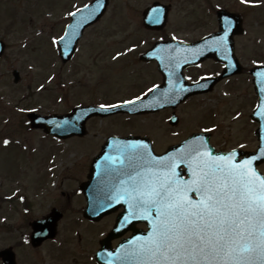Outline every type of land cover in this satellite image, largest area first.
I'll use <instances>...</instances> for the list:
<instances>
[{
	"label": "rangeland",
	"instance_id": "374dc122",
	"mask_svg": "<svg viewBox=\"0 0 264 264\" xmlns=\"http://www.w3.org/2000/svg\"><path fill=\"white\" fill-rule=\"evenodd\" d=\"M88 1L5 0L4 5L0 4L5 10L0 20V38L7 44L0 59V196L14 194L11 200L0 201V218L7 217L5 224L0 222V248L21 242L29 229L26 222L41 218L51 206L60 209L66 204L68 212L59 224L61 236L58 235L59 239L68 238L63 243L65 257H53L54 264H89L86 256L94 248L96 233L100 231L104 236L113 218L100 220L98 226L83 222L82 202L71 192L85 176L84 164L93 150L94 137L57 143L46 135L42 137L40 130L28 131L26 113L30 110L43 114L62 113L74 104L96 101V97H101L99 101L119 99L134 94V88L146 82V71L139 68L138 63L129 58L114 61L110 57L112 52L131 42L130 30L135 19L131 0H111L103 19L84 34L75 61L61 64L54 47L59 26L63 25L59 20L64 10L73 4L77 7ZM8 10L15 14L13 27H10ZM247 19L249 28L261 33L264 49V2ZM38 28L43 31L37 32ZM13 69L20 72L18 83L12 81ZM155 124L149 123L147 127L150 129ZM95 125L102 132L116 129L102 120H97ZM45 169H49L48 173ZM21 194L27 198L28 214L23 213L24 202L18 201ZM48 250V246L39 248L37 256H27L23 264L35 260L40 264L43 252L48 253ZM25 253L30 251L19 248L21 260ZM42 264H46L44 260Z\"/></svg>",
	"mask_w": 264,
	"mask_h": 264
},
{
	"label": "snow or ice",
	"instance_id": "6c2138e0",
	"mask_svg": "<svg viewBox=\"0 0 264 264\" xmlns=\"http://www.w3.org/2000/svg\"><path fill=\"white\" fill-rule=\"evenodd\" d=\"M101 6L97 0V8ZM80 11L70 15L75 17ZM152 13L151 22L158 23L161 10L154 8ZM95 14L93 8L81 21L69 25L71 32L66 31L60 41L75 36L76 29ZM231 27L225 17L224 35L213 40V45L225 49ZM161 98L165 102L175 99L169 98L168 92L161 93ZM141 99L137 96L119 104H102L100 109L134 105ZM117 150L120 157H105L106 162L119 163V168L109 164L105 171L115 178V194L100 208L123 201L128 214L120 221L121 228L137 219L150 223L146 236L121 246L116 257L120 264H264V175L255 167L256 161L264 158V147L259 156L249 159H238L235 149L213 155L203 138L162 157L153 156L147 145L140 143L124 144ZM181 166L187 169L188 179L178 170Z\"/></svg>",
	"mask_w": 264,
	"mask_h": 264
},
{
	"label": "flooded vegetation",
	"instance_id": "af4514ba",
	"mask_svg": "<svg viewBox=\"0 0 264 264\" xmlns=\"http://www.w3.org/2000/svg\"><path fill=\"white\" fill-rule=\"evenodd\" d=\"M131 2L135 10L134 24L130 30L131 42L117 51L124 53L118 57L132 59L141 64L142 69L146 71L144 76L146 82H143L145 84L134 88L132 98L147 93L148 89L156 85H160V89L165 91L166 84L170 86V94L178 95L182 83L177 76L178 71L183 72L188 83H199L200 86L197 87L198 91L180 103L157 112L123 115L120 119L109 120L107 123L116 129L110 132L100 131L94 135L95 141L91 143L95 154H100L109 136L128 135L148 136L152 139L153 146L158 147L161 153L190 135H195V139L203 138L213 155L218 156L226 155L235 149L238 159H244L249 152L262 146L264 103L261 100L264 98V76L258 74L264 72L260 69L257 73L256 87L250 75L254 67L264 64L261 33L249 27L244 30L231 29L225 49L217 48L212 43L224 35L223 28H219L217 10L221 8L234 13L233 15L239 14L244 20L251 6L242 5L240 0H131ZM154 8L161 10L158 23H152L150 20ZM254 34L258 36H253ZM203 38H207L206 50L213 55L204 59L201 57L199 61L191 63L184 69L180 64H173L171 68L159 72L155 62L139 60L140 54L156 43H165L163 48L169 49L174 41L196 44ZM135 53L138 55L135 56ZM170 58L171 56L167 61ZM253 111L256 116L254 121L250 119ZM92 121L90 119L88 122ZM152 122L156 124L149 129L147 126ZM257 168L264 172V162L259 163ZM74 196L78 197L83 206L85 203L83 193L74 192ZM53 207L56 206H51ZM65 207L66 204L59 210L63 212L68 209ZM120 211L122 207H119L116 213ZM112 217L115 218V214ZM27 225L29 222H26ZM26 233H29V229ZM98 241L99 238L97 239L99 244ZM11 246L17 264H23L27 256H37V250L44 246L49 248L47 255L45 252L46 258L53 260L54 247L50 240L42 242L36 248L31 246L27 236L23 241ZM23 247L30 253H25L21 260L18 250Z\"/></svg>",
	"mask_w": 264,
	"mask_h": 264
},
{
	"label": "water",
	"instance_id": "95a60500",
	"mask_svg": "<svg viewBox=\"0 0 264 264\" xmlns=\"http://www.w3.org/2000/svg\"><path fill=\"white\" fill-rule=\"evenodd\" d=\"M101 2L102 4H106V0H101ZM0 50H1V47H0ZM64 54H67V53H64L63 51H61L62 57ZM15 75L17 74L15 73ZM16 79H17V76H16ZM79 110L78 111L75 110L74 112H76V114L74 115L73 113L71 115H68V117L70 118H68L67 116H62V115L40 116L35 113L28 114V118L30 119V123L32 127H43L44 131L47 133H51L58 137H65L71 133H78L76 132L75 130L76 128L73 125V123H75V120L72 118L80 119V117H78L77 115V112H79ZM65 121H67L68 123H65ZM80 123H83V122H80ZM95 214L96 213H93L91 211V208L87 209L84 213V215L90 219H98V217L102 216L105 213L98 214L97 216H95ZM56 219L57 217L54 216V218L52 217L49 221L39 222L35 224L37 225V227L35 226L34 228L35 230L39 231L41 230L42 226H47V228L51 232L50 236H53Z\"/></svg>",
	"mask_w": 264,
	"mask_h": 264
}]
</instances>
